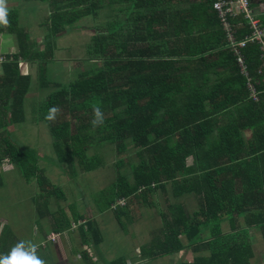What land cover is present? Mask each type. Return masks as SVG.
Here are the masks:
<instances>
[{
    "label": "trees",
    "instance_id": "1",
    "mask_svg": "<svg viewBox=\"0 0 264 264\" xmlns=\"http://www.w3.org/2000/svg\"><path fill=\"white\" fill-rule=\"evenodd\" d=\"M34 1L48 9L40 24L44 27L43 49L19 28L17 9L7 8L8 24H0V32L14 34L18 45L17 53L1 66L0 160L9 159L24 177L35 178L39 205L46 206L50 195L61 197L60 189L37 169L35 153L23 150L6 134V126L25 116L31 77L21 65L28 64L35 71L32 75L39 90L55 88L41 99L36 120L46 124L59 165H68L71 174L75 164L81 172L95 171L104 162L97 155L89 156L88 150L104 141L115 145L119 159L124 156L115 164V181L101 193L109 197L104 198L100 213L111 211L125 232L142 219L143 206L158 208L154 199L158 190L165 197V208L157 211L162 224L149 232L138 261L151 262L189 250L191 262L178 264H249L252 251L246 228L259 226L264 238V189L257 182L264 170L260 158L264 157L260 46L248 43L241 49L248 80L257 93L253 101L212 9L216 0ZM110 6L125 18L95 28L86 54L88 65L93 63L96 69L79 72L72 68L79 74H71L74 81L70 79L66 86L49 82L47 72L55 61L56 40L81 19L95 18ZM229 22L236 40L248 34L239 15ZM97 105L105 113V123L93 129L92 108ZM52 107L60 111L49 121L45 117ZM222 117L226 121L219 125ZM245 130H251L246 141ZM128 140L136 164L125 160ZM125 166L128 172L121 171ZM184 195L197 199L191 213L183 204L171 202V196ZM237 215L243 227L232 224L231 231L223 234L221 220L229 217L234 222ZM54 218L57 224L60 217ZM60 222L67 223L65 218ZM93 225L91 221L89 227ZM52 230L60 232V223ZM101 240L98 233L97 242ZM110 264L126 262L117 259Z\"/></svg>",
    "mask_w": 264,
    "mask_h": 264
},
{
    "label": "rangeland",
    "instance_id": "2",
    "mask_svg": "<svg viewBox=\"0 0 264 264\" xmlns=\"http://www.w3.org/2000/svg\"><path fill=\"white\" fill-rule=\"evenodd\" d=\"M116 6L118 5L116 4ZM7 8L18 10L19 28L29 35L31 41H36L37 47L40 50L43 49L44 27H40V24L44 22L45 16L48 14L46 5L38 4L34 0H7ZM124 18L125 15L123 12L118 11L115 6H110L101 10L95 18L85 17L78 21L75 26H72L71 29L66 31V33H61L62 36L56 40V51L54 53L55 61L54 63L49 64L50 67L48 66V81L66 86L70 82V79L72 80L71 74H79L77 71L74 72L72 68L78 69L79 72H83L89 68H91L90 71L95 70L96 67H93V63L88 65L89 63L87 59L90 57H87L86 54V47L90 43L89 41L94 34L95 28L103 27L109 21H121ZM5 34H7L5 31L0 32V41L3 39L9 43L6 48L12 49V55H15L18 51L15 35L8 34L7 36H4ZM7 57L6 54L5 57L0 59V66H2ZM244 66L246 69L245 63ZM21 70L31 77V87L29 93H27L24 99L25 116L23 121L7 128L6 134L12 142L16 143L19 147H22L23 150H29L35 153L37 166L41 173L50 183L59 188L61 192H64L66 196L69 194V197L71 198H69L70 204L74 205L78 212L84 213L85 210H87L85 213L98 222L102 231V239L104 238L101 251L106 252L112 250V253L110 254L113 256V259H124L126 262L125 257H127V255L124 256L122 254H125V252L133 254L132 248L135 246L136 242L145 238L143 236H146L148 231H152L162 224V220L157 214L158 208L153 209L151 207L147 208L143 206L140 209L143 219L128 226V230L125 232L120 229L117 222L114 220L111 211H106L103 212V214L98 215L99 213L97 211L99 210V207L102 205L104 206V198L109 197L108 194L101 193L108 189L115 181L117 173L115 164L123 161L124 156L119 159L116 154L117 151L115 145L109 141H104L100 142V144L90 146L88 150L89 156L97 155L101 157L104 162V164L95 171L81 172L75 164L73 175L71 174L72 170L70 172L68 165H59L55 161L56 159L51 146V137L46 124L42 121H36L37 107L40 104L41 99L55 88L39 90L38 82L36 79H33L34 76L32 77V74L35 71H31V69H28V66L23 65H21ZM225 121L226 119L222 117L218 124L223 125ZM127 144L128 146L130 145V148L125 160L136 164L138 159L135 156V150H133V147L131 146V140H128ZM128 170L129 168L125 166L121 171L128 172ZM32 184L33 188H36L34 181ZM168 189L170 190V186ZM11 191L14 195L16 189L11 188ZM158 192L161 191L158 190L156 195H154L155 203L157 204V207L162 206V209H164L166 205L165 197L163 196L162 201V197L158 195ZM37 196L38 192L36 193L35 199H37ZM170 199L171 202L175 201L183 204L190 213L197 208V199L193 195H184L175 199H172L171 196ZM118 203L119 205H122L124 202L120 200ZM48 204L53 205L52 200H50ZM96 205H98V210ZM22 207V205H17L16 207L9 209V211H5L7 208L0 201V220L4 218L3 220H7L8 222L7 224H1L3 227V238L7 239L15 236V234H13L15 232V226L20 222L18 212ZM2 210L4 211L3 213ZM95 213H97V215H95ZM37 224L39 231L43 230L46 226V222H43L40 218L37 219ZM55 237L56 235L50 234L48 240L50 239V241L53 242ZM141 243H143V241ZM139 249L140 248L136 249V251ZM38 254L40 255L39 252ZM128 258L129 260L134 261L135 256L133 254V257ZM192 258L193 255L189 250H182L180 253L163 258V263L152 264H178L191 262ZM135 260V263H139L137 257Z\"/></svg>",
    "mask_w": 264,
    "mask_h": 264
},
{
    "label": "crops",
    "instance_id": "3",
    "mask_svg": "<svg viewBox=\"0 0 264 264\" xmlns=\"http://www.w3.org/2000/svg\"><path fill=\"white\" fill-rule=\"evenodd\" d=\"M249 1L255 17H257L262 24V21L264 20V0ZM7 35L8 34H5L4 36ZM225 38L227 40L226 34ZM8 44L9 43L4 41L3 39L2 41H0V59L5 57L6 54L7 56L12 55L13 50L6 48ZM227 47L230 49V51H232L228 43ZM25 66H28V69H31L29 68L28 64ZM31 71H33V69H31ZM15 124L16 123L9 124L5 128H9L10 126H13ZM1 131L2 130L0 129V132ZM242 134L245 141L249 140L251 136V130H245ZM1 135L3 134L0 133V136ZM212 138H215V134H213ZM260 158L261 163H263L264 166V157L261 156ZM192 162L193 158L191 159V163ZM37 169H39L38 166ZM263 173L264 170H261L259 172L257 182L264 189ZM45 179L49 181L46 177ZM33 181L35 182L36 188H33ZM50 184L53 185L52 183ZM11 188L16 189L14 195L12 194ZM37 192L38 196L37 199H35ZM39 194L40 193L38 190V186L34 177H24L18 169L17 165L15 163H11L9 159L4 158L0 160V201L7 208V210L5 211H9V209H11L12 207H16L17 205L23 206L18 212V218L20 222H18L15 226V232L13 233L15 234V236L9 237L7 239L2 237L3 227L1 226V224H7L8 222L7 220H3L4 218L0 220V254L7 253L18 240L31 239L38 244V252L40 253L41 258H43L47 262V264H110L112 261L117 260L113 259V256L110 254L112 253V250L106 252L101 251V246L104 242V238L101 240V242H97L98 233L102 237L100 225L97 221L94 220L93 217H90L87 213H85L87 210H85L84 213L78 212L77 208L74 205L70 204L69 194L68 196H66L64 192H61V197L50 195L49 197H47L46 206L39 205L40 203H42L41 199L39 198ZM158 195L162 197L163 201L162 193L158 192ZM50 200H52L53 205L48 204ZM97 206L98 205H96V207ZM158 209L161 210L162 206L158 207ZM255 209L258 210V208ZM99 211L100 210L97 211L99 213L98 215L103 214ZM3 212L4 211L2 210V213ZM95 215H97V213H95ZM55 216L60 217L59 219H57L59 220L57 224H53V222L56 220L54 218ZM39 218L42 219L43 222H46L45 228L40 231L37 227V219ZM61 218H65L67 223L60 222ZM236 218H238V220L234 222H232L231 218L229 217L221 220L220 225L223 234L229 233L231 231L230 227L232 224L241 225L239 226V229L243 227L242 218L239 215H237ZM91 221L94 224L92 229L91 227H89ZM59 223L60 227H62V230L58 233L54 232L52 230L53 225H58ZM149 232L150 231H148L146 236H143L145 238L136 242L135 246L132 248L135 259L137 257V254L139 253V250L136 251V249L143 246V244L149 240ZM246 232L252 251V258L250 259L249 264H264V238L262 232L259 229V226H248L246 228ZM50 234L56 235L53 242L48 240ZM142 241L143 243H141ZM133 254H128L127 252H125V254H122L124 256L127 255V257H125L126 264L163 263V258L157 259L154 262L138 261L139 263H135V259L134 261H131L128 258L133 257Z\"/></svg>",
    "mask_w": 264,
    "mask_h": 264
},
{
    "label": "built area",
    "instance_id": "4",
    "mask_svg": "<svg viewBox=\"0 0 264 264\" xmlns=\"http://www.w3.org/2000/svg\"><path fill=\"white\" fill-rule=\"evenodd\" d=\"M212 7L216 11L222 28L227 35V43L235 55L236 63L239 65L241 73L247 79L246 85L249 97L255 101L257 100V93H255L252 84L248 80L241 49L245 48L248 43H257L261 48L262 57L264 58V27L258 18L255 17L249 0H217L213 3ZM237 15L242 17L248 27V34L240 40L234 38L233 29L229 22L230 18H234ZM261 72L259 70L258 74H261Z\"/></svg>",
    "mask_w": 264,
    "mask_h": 264
},
{
    "label": "clouds",
    "instance_id": "5",
    "mask_svg": "<svg viewBox=\"0 0 264 264\" xmlns=\"http://www.w3.org/2000/svg\"><path fill=\"white\" fill-rule=\"evenodd\" d=\"M7 16V0H0V24H8ZM59 111L57 107L50 108L45 119L54 121ZM92 113L93 115L90 123L93 129L102 127L105 123V113L103 109L98 105L93 106ZM0 264H47V262L38 254V244L35 241L31 239H21L18 240L7 253L0 254Z\"/></svg>",
    "mask_w": 264,
    "mask_h": 264
}]
</instances>
